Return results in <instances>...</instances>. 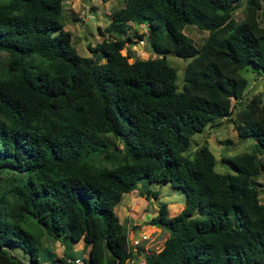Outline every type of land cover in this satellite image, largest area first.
<instances>
[{
  "label": "trees",
  "instance_id": "1",
  "mask_svg": "<svg viewBox=\"0 0 264 264\" xmlns=\"http://www.w3.org/2000/svg\"><path fill=\"white\" fill-rule=\"evenodd\" d=\"M62 2L0 0V264H70L63 256L79 239L87 264H264L263 159L228 155L230 173L214 169L205 144L183 153L193 133L234 111L237 136L264 145V103L242 100L238 73L248 63L264 70V0H123L103 29L112 38L86 56L63 28ZM127 22L144 24L163 54L128 61ZM186 23L207 31L199 46ZM167 52L187 59L180 89ZM140 180L167 181L185 198L173 215L157 205L147 223L167 234L135 263L114 207Z\"/></svg>",
  "mask_w": 264,
  "mask_h": 264
},
{
  "label": "rangeland",
  "instance_id": "2",
  "mask_svg": "<svg viewBox=\"0 0 264 264\" xmlns=\"http://www.w3.org/2000/svg\"><path fill=\"white\" fill-rule=\"evenodd\" d=\"M121 5H123V0H63L61 3L63 28L70 31L71 42L79 55L92 54L87 48L88 44L92 45L101 39L112 38V35L103 29L110 20L112 9ZM261 11V9H258V18L264 24V17ZM231 15L235 20L243 16L242 2L231 12ZM126 30L133 35V40H140L141 44L145 41L146 27L144 24L127 22ZM183 32L193 39L195 46H199L207 34L205 29L197 28L191 23L184 25ZM135 33H142V39H138ZM121 53L130 55L127 58L128 61H131L134 57L147 58L157 55L155 52H146L137 48L132 42H127L124 48L121 49ZM165 57L168 64L176 70V84L178 89H180L183 80L182 71L187 59L176 56L172 52H167ZM238 73L246 79L242 100L245 101L254 93L259 95L261 102L264 103V70L253 66L252 63H248L238 68ZM227 119H215V121L204 125L201 131L193 133L183 153L191 158L196 153L197 148L201 144H205L215 157L214 169L218 172L230 173L235 172V170L229 162L224 160L228 155L240 152H254L260 154L264 159V145H259L251 136L238 137L232 122ZM107 137L110 141H116L110 134ZM2 184H5V182H1L0 185ZM144 189L155 191V198L150 195L145 197L141 194ZM184 198V192L179 186H172L167 181L156 180H140L132 190L123 193L120 202L114 209L123 225L127 238L130 232H133L136 228L142 229L148 235L147 239L141 241L134 248L135 263H141L145 253L160 248L163 238L167 234V230L164 227L160 226L161 229L157 230L155 229L156 225L147 223L148 218L156 212L157 205L165 203L168 207V214H174L179 210V207H182ZM41 239L42 245H52L56 255L60 256L62 254V244L57 240L53 241L42 234ZM70 244V252L73 256H87L88 246L84 245L82 240L79 239L78 241L70 242ZM10 247L17 257L24 261L28 260L29 255L27 252L17 246Z\"/></svg>",
  "mask_w": 264,
  "mask_h": 264
},
{
  "label": "built area",
  "instance_id": "3",
  "mask_svg": "<svg viewBox=\"0 0 264 264\" xmlns=\"http://www.w3.org/2000/svg\"><path fill=\"white\" fill-rule=\"evenodd\" d=\"M135 234V236H133ZM148 235H146L142 229L136 228L133 232H130L129 237L127 238V243L130 248V250L134 253L135 251V246L139 245L141 241L144 239H147ZM63 259L65 263H70V264H87L86 261L82 257L74 256H63ZM133 260V259H132ZM43 264H58L57 262L54 263H49V262H44Z\"/></svg>",
  "mask_w": 264,
  "mask_h": 264
},
{
  "label": "water",
  "instance_id": "4",
  "mask_svg": "<svg viewBox=\"0 0 264 264\" xmlns=\"http://www.w3.org/2000/svg\"><path fill=\"white\" fill-rule=\"evenodd\" d=\"M134 45H136L137 48L144 50L146 52H155L157 55L161 56L163 53L162 51L156 50L153 45L150 42V39L146 38L145 41L141 44V41H135ZM236 112L234 111L232 113V117L228 118V121H233V117L235 116ZM135 236V234L133 235Z\"/></svg>",
  "mask_w": 264,
  "mask_h": 264
},
{
  "label": "crops",
  "instance_id": "5",
  "mask_svg": "<svg viewBox=\"0 0 264 264\" xmlns=\"http://www.w3.org/2000/svg\"><path fill=\"white\" fill-rule=\"evenodd\" d=\"M100 60L103 61L104 58H101ZM257 155L260 156L261 159H263V158L261 157L260 154H257ZM263 161H264V159H263ZM256 179H257L258 181L264 183V168H263V170H261V171L258 173ZM259 199H260L261 202L264 203V191H263V190H261V192L259 193ZM180 208H181V207H179V209H180ZM167 212H168V207H167ZM174 214H175V213H174ZM168 215H169V214H168ZM170 215H173V213H171ZM153 227H154V226H153ZM155 229L159 230V229H161V228H160V226H156ZM164 237H165V236H164ZM163 239H164V238H163ZM80 240H81V239H80ZM62 248H63V246H62ZM62 248H61V251H62ZM52 250H53V247H52ZM53 251H54V250H53ZM61 255H62V254H61ZM73 257H74V256H73Z\"/></svg>",
  "mask_w": 264,
  "mask_h": 264
}]
</instances>
